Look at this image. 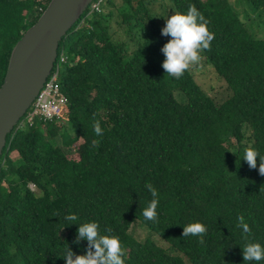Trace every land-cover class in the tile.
Returning a JSON list of instances; mask_svg holds the SVG:
<instances>
[{"label": "trees", "instance_id": "16d2710c", "mask_svg": "<svg viewBox=\"0 0 264 264\" xmlns=\"http://www.w3.org/2000/svg\"><path fill=\"white\" fill-rule=\"evenodd\" d=\"M98 1L100 11L91 5L64 38L52 71L63 74L62 114L7 138L0 264H66L65 248L73 259L94 252L75 242L79 224H66L67 213L98 222V236H118L125 264H245L237 216L264 245V175L259 158L249 168L240 157L244 147L264 155V36L231 0ZM238 1L264 22V0ZM50 2L0 0V88L14 47ZM157 4L166 14L194 5L207 20L212 39L200 50L227 98L215 101L190 68L178 79L166 74L161 49L171 37L161 34ZM67 128L74 139L58 144ZM80 140L79 159H71L67 147ZM145 184L158 194L155 221L141 215L152 199ZM197 221L207 227L202 244L182 236L181 226ZM136 224L169 250L137 242Z\"/></svg>", "mask_w": 264, "mask_h": 264}, {"label": "clouds", "instance_id": "9594fccd", "mask_svg": "<svg viewBox=\"0 0 264 264\" xmlns=\"http://www.w3.org/2000/svg\"><path fill=\"white\" fill-rule=\"evenodd\" d=\"M161 34L171 37L161 49L166 57L162 67L166 70L167 75L177 79L183 75L186 69L198 63L199 50L206 49L212 39V35L207 29V20L194 5H189L186 13L177 12L168 16ZM94 129L97 134L101 131L98 124L94 126ZM240 157L249 168H257V158H259L258 172L260 175H264V155H261L254 148L244 147ZM145 188L150 192L152 199L142 209L141 215L145 220L155 221L158 194L151 184H145ZM63 220L68 225L79 224L76 243H79L80 240H86L95 249L94 252H89L84 256H76L73 259L72 253L65 248L62 258L66 264H125L118 236L110 233L98 236V222L90 220L80 223V219L75 213H67ZM181 227L183 237L191 235L197 237L199 243L204 242L203 235L207 232L205 224L197 221L184 224ZM237 227L241 230L242 236L245 237L243 245L240 246L243 261L245 264H249V262L260 264L261 261H264V245L248 238L250 228L243 215L237 216Z\"/></svg>", "mask_w": 264, "mask_h": 264}, {"label": "water", "instance_id": "95a60500", "mask_svg": "<svg viewBox=\"0 0 264 264\" xmlns=\"http://www.w3.org/2000/svg\"><path fill=\"white\" fill-rule=\"evenodd\" d=\"M94 0H51L14 47L0 88V158L8 135L43 88L64 38Z\"/></svg>", "mask_w": 264, "mask_h": 264}, {"label": "rangeland", "instance_id": "374dc122", "mask_svg": "<svg viewBox=\"0 0 264 264\" xmlns=\"http://www.w3.org/2000/svg\"><path fill=\"white\" fill-rule=\"evenodd\" d=\"M115 4H119V0H113ZM232 4H234L238 10H245L247 11L248 18L245 19L247 22H251L254 25V30L258 32L259 36H264V22L262 19H258L257 16L251 12L248 11L246 7H244L245 4L240 3L238 0H231ZM104 3H106V0H104ZM108 12V11H106ZM154 14L157 17H160L162 14L163 19L161 21L162 27L165 26V21L166 18L172 14H166L165 11L163 10L161 12V9L159 8L157 4V8L154 12ZM244 19V18H243ZM120 18L116 15L114 18L111 19V25L114 26L117 30L119 29L118 25L116 22H118ZM81 25H84L82 23ZM80 25V26H81ZM119 34H123L122 30L118 31ZM169 36V35H168ZM170 37V36H169ZM199 55V61L197 64H194L190 66V70L194 77L196 78V81L204 88V90L207 91V93L215 100V101H221L229 96V92L227 89V85L223 82H220L217 78L216 71L213 69V67L206 61V58L201 50L198 52ZM178 92V91H176ZM176 97L178 100H183L181 97V93H175ZM20 126L17 127L16 130H18ZM69 128H67V131ZM63 131L60 130L59 134L55 138L56 141H58V144L62 142L64 146L66 144H69L72 139H74V131L70 129L68 132H64V135L62 136ZM83 143L81 140L78 141L77 143L73 144L72 146L67 147V149L70 151L69 157L71 159L78 160L79 155H78V146ZM130 235L139 243H153L157 247L164 249V250H169V246L164 243L160 238H158L156 235L152 234L147 228L143 227L140 224L134 225L131 230H130Z\"/></svg>", "mask_w": 264, "mask_h": 264}, {"label": "built area", "instance_id": "2783aa9c", "mask_svg": "<svg viewBox=\"0 0 264 264\" xmlns=\"http://www.w3.org/2000/svg\"><path fill=\"white\" fill-rule=\"evenodd\" d=\"M103 2H93L92 6L96 10L100 11V5ZM65 59L62 58V62ZM63 74L59 71V68L53 73L48 82H46L42 88V91L37 95L34 100L33 111L29 115V121L32 122L35 118L41 117L45 120H52L60 117L64 107L67 104V99L62 95L59 88V81L62 80Z\"/></svg>", "mask_w": 264, "mask_h": 264}, {"label": "bare ground", "instance_id": "6f19581e", "mask_svg": "<svg viewBox=\"0 0 264 264\" xmlns=\"http://www.w3.org/2000/svg\"><path fill=\"white\" fill-rule=\"evenodd\" d=\"M90 6L91 5H89V7L87 8V10L90 8ZM86 10V11H87ZM59 50H60V47H59ZM59 50H58V56H59ZM58 56H57V59H58ZM57 59H56V61H57ZM56 61H55V63H56ZM55 63H54V66H53V68H52V70H51V73H50V75L48 76V78H47V80H46V82H48L49 81V79L51 78V76L53 75V73H52V71H53V69H54V67H55ZM45 82V83H46ZM59 88H60V85H59ZM60 90H61V88H60ZM42 91V89L40 90V92ZM39 92V93H40ZM34 103L35 102H33L32 104H31V106H30V108L27 110V112L25 113V115H24V117L19 121V123L17 124V126L15 127V129L18 127V126H20V128L19 129H26V128H31V127H35L36 125H39V124H47V123H52L53 122V120L55 119H52V120H45L44 118H41V117H37V118H35L32 122H30L29 121V115H30V113L33 111V108H34ZM14 129V130H15ZM13 130V131H14ZM12 131V132H13ZM12 132L10 133V134H12ZM9 134V135H10ZM8 135V136H9ZM8 138V137H7ZM6 146H7V144H6ZM6 148V147H5ZM31 187L32 188H34V186L33 185H31Z\"/></svg>", "mask_w": 264, "mask_h": 264}]
</instances>
